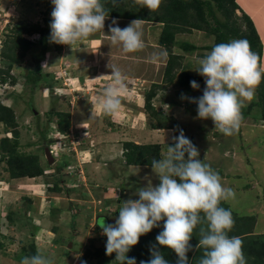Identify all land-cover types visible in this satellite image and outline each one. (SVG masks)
I'll return each instance as SVG.
<instances>
[{"label":"rangeland","instance_id":"374dc122","mask_svg":"<svg viewBox=\"0 0 264 264\" xmlns=\"http://www.w3.org/2000/svg\"><path fill=\"white\" fill-rule=\"evenodd\" d=\"M17 2L20 3V7ZM8 4L15 6V12L10 15L6 13V10L3 11L4 7L1 5L0 48L3 41L8 39L11 27L16 21L42 23L43 17L51 21L53 6L50 0H14ZM235 13L240 16L237 11ZM8 17H10L9 21ZM209 19L211 20L210 17ZM192 32L176 39L178 41L182 39L199 47L213 44V35L204 31L193 30ZM29 38L35 39L37 35L29 36ZM210 51L206 48L192 52L186 51L184 57L188 61L187 70L192 74H198L194 70L199 66L197 60ZM67 54L69 53H63V45L60 52L47 53L42 62V72L44 75H49L47 77L49 80L66 82L71 75H77L76 71L80 69L75 71L74 60L71 61L76 55ZM29 56L25 57L21 64H13L11 67V73L17 78L16 85L0 83V102L10 105L14 112L18 131L17 152L37 155L44 171L36 177L10 178L5 170V163L0 161V264H20L23 257L37 254L38 249L40 253L52 260V264H70L74 259H76L75 264H81L82 261L86 264H118L115 261V253L111 256L103 255L106 251L107 237L102 235V230L95 219L103 217L106 223H115L121 203L130 198H139L135 195L137 188L144 187L149 182L153 185L159 183L151 166H124L122 143L126 140L135 143H159L162 159L167 152V143L173 135H179V132L175 131L177 126L183 129L185 136L197 146L203 162L209 164L217 173L219 172V175L240 172L237 177L246 180L249 175L252 176L253 181L248 179L249 181L245 183L247 185L243 189H238L241 193L236 192L233 199L242 214L250 213L247 212L251 211L250 207L259 208L260 204L264 203L262 191L264 184L263 187L261 184L262 188L259 190L250 188L253 184L259 186V183H264L262 174L264 163L261 165V161L264 160V121L260 119L259 108H251L247 116L242 119L239 131L234 135L226 136L214 128L210 118L196 119L197 106L194 108L196 104L180 98L181 93L187 97L201 96L205 83H200L199 89L190 90V88L182 89L163 81L161 84L164 83V90H157L158 94L152 98V104L159 112L175 115L173 118L177 119V123L168 117L166 121L173 127V133L165 130L151 131L150 124H156L158 120L145 111L143 105L144 92L149 89L153 81L147 83L139 77L126 79L127 87L120 93V96L124 98V104H121L119 111L113 115L103 114L100 109H97L98 104L95 103L92 108L93 116L87 113L81 115L77 107L68 108L70 103L63 98L66 94L70 96L68 93L73 91L72 86L59 90L51 88L52 84L42 80L31 92L30 83L25 82L26 72L31 67ZM7 64L8 62L0 56V67ZM97 80L98 77L90 83ZM50 91L57 94L52 96L48 93ZM79 99H81L80 95L73 94L69 100L77 102ZM255 100L254 93L253 99L245 101L242 109L246 110V107ZM132 102H135V105ZM138 105L142 106L140 111L137 107L135 109ZM53 106L56 111L71 114L75 121L90 123L91 127L85 131H78L77 127L68 131L58 130L57 116L49 113L51 109H54ZM70 116L69 121H72ZM4 136L13 138L14 134L11 127L0 123V138ZM45 146L52 150L55 158L52 164H48L46 160ZM236 151L250 154L254 161H251V165L243 162ZM233 160L236 163H233ZM86 162L93 164L83 167ZM118 169L124 170L127 176L123 189H121L123 180L118 181L113 178L112 171ZM56 182H60V186L66 185L70 190H54ZM92 182H97L99 187L92 189ZM240 182L243 180H237L238 184ZM83 184L88 188L85 189ZM102 187H108V189L104 190ZM83 188L85 190H82ZM226 204L235 212L232 201ZM254 212L258 216L257 226L264 227L263 216H260L264 208L263 211L255 210ZM98 214L101 215L97 218ZM106 217H109L110 221H107ZM201 224L195 227L197 233H193L190 241L195 242L194 238L200 237ZM52 232L56 235L51 238ZM62 238L66 241L63 242ZM70 242L71 246H68ZM36 247L38 249H35ZM98 250L103 251L99 256L95 255ZM196 251L194 249L189 261L195 256ZM201 251L203 252L202 249ZM91 253L93 256L86 259ZM127 255L135 257L136 261L142 259L141 254L137 253L136 256L134 249H131Z\"/></svg>","mask_w":264,"mask_h":264},{"label":"clouds","instance_id":"9594fccd","mask_svg":"<svg viewBox=\"0 0 264 264\" xmlns=\"http://www.w3.org/2000/svg\"><path fill=\"white\" fill-rule=\"evenodd\" d=\"M111 2L115 7L119 0ZM161 2L133 0L135 5L147 8L150 13L157 11ZM50 3L53 9L49 43L71 47L79 40L103 32L111 47L119 46L125 53L144 47L143 19H134L122 29L114 18L105 33L108 14L101 0H50ZM197 63L199 66L194 70L204 78L203 94L187 97L181 93L180 98L197 105L196 119L210 118L220 133L234 135L242 123L245 101L253 99L255 88L264 78V68L259 66L257 54L247 40H232L213 46ZM107 67L111 69L112 80L95 104L103 114L113 115L120 109V93L127 82L116 65L108 63ZM190 84L193 89L200 88L195 80ZM175 131L179 135L172 136L163 158L151 162L159 183L149 182L137 188L135 195L139 198L121 203L115 223H106L103 217L97 220L102 235L107 237L105 254L115 253L118 264H136V258L127 254L142 235L161 227L163 221V229L155 238L157 243L149 248L151 259L142 260L140 264H169L159 246L176 253V264H189L187 253L193 250L190 243L193 230L203 223L206 227L200 228V239L195 245L196 250H203L199 264H247L242 241L228 235L234 225L232 213L220 206L221 201L234 199L235 191L222 185L219 173L203 162L199 149L185 136L183 129L177 126ZM20 264H52V260L38 251L23 257Z\"/></svg>","mask_w":264,"mask_h":264},{"label":"trees","instance_id":"16d2710c","mask_svg":"<svg viewBox=\"0 0 264 264\" xmlns=\"http://www.w3.org/2000/svg\"><path fill=\"white\" fill-rule=\"evenodd\" d=\"M101 3L104 4L108 16L143 19L162 24L158 43L165 48L168 54L163 78L165 83H173L182 89H188L190 88V81H200L204 79L199 74H192L185 70L180 71L178 75L176 73V69L180 67L179 60L182 56L174 54L172 48L178 43L175 39L176 34L181 32L198 30L204 31L214 37L213 44L206 47H199L189 42L179 43L180 48L187 52H192L201 48L212 50L213 46L220 43H228L232 40L240 39L247 40L251 46V50L257 54L259 66L261 67V41L253 21L240 10L236 0H162L158 10L151 13L147 8H139L133 3V0H119V3L116 4L115 7L111 0H101ZM236 10L241 11L240 16L236 15ZM49 24L50 19L44 17L42 23L26 20H18L14 23L8 34V39L3 41V45L0 48L1 58L8 62L6 66L0 67V83L16 85L17 78L11 73V67L13 64H21L25 57L30 55L29 61L31 67L29 68L30 70L26 72L25 82L27 81V83H30L31 92H33L32 90H34L35 86L42 80L47 84H51L52 80L47 78L49 75H44L42 72V62L48 52H60L62 45L49 43ZM32 35H37V38H29V36ZM163 84L153 83L150 89L144 94V110L158 120L156 124H150L152 128L167 127L164 123L165 117L161 116V113L156 110L152 104V98L155 96L157 90L164 89ZM255 94L256 100L250 103L246 107V110L242 109V117L244 119L251 108L257 107L260 110V119L264 121V78H262L259 85L255 88ZM196 106L197 105H194V108H196ZM49 113H53L57 116L58 130H69V113L56 111L55 108L51 109ZM169 119L176 122L173 117ZM0 123L11 127L14 134L13 138L7 136L0 138V161L5 163V170L9 175L8 177L31 178L41 175L44 169L39 163L37 155L20 154L17 152L18 131L16 129V118L12 107L10 105H4L1 102ZM171 143L172 142H170L169 145ZM122 158L124 160V166H151V162L154 159H161L160 146L155 143L142 144L126 140L122 143ZM59 183L56 182L54 184V190H70L66 185L60 186ZM78 187H81V185H78ZM220 206L229 209L227 204L223 201H221ZM229 210L232 213L234 225L228 235L230 237H238L242 241V251L246 260H248L247 264H264V233H253V225L255 224L254 217L237 214L231 209ZM201 215H203V213H201ZM160 223L161 227L153 228L149 233L142 235L138 244L132 248L136 256L137 253L142 256V259L136 261V264H140L142 260L147 261L151 259L149 248L152 244L157 243L155 238L163 229V221ZM201 226L206 227V224L202 223ZM193 233H197L195 228ZM194 239L195 242L190 241L193 245V250L187 253L188 258L193 254L195 245L198 243L200 237H195ZM159 247L169 264H176V253L164 246ZM34 252L33 250V253ZM102 253V250H98L95 255L99 256V254L101 255ZM195 253V256L189 261V264H199L203 252L197 250ZM142 254L145 255V257ZM91 255L92 253L87 256L86 259ZM103 255L106 256V254Z\"/></svg>","mask_w":264,"mask_h":264},{"label":"crops","instance_id":"0c3cea01","mask_svg":"<svg viewBox=\"0 0 264 264\" xmlns=\"http://www.w3.org/2000/svg\"><path fill=\"white\" fill-rule=\"evenodd\" d=\"M12 1H14V0H0V10L2 9L1 8V5H2L4 7L3 11L6 10V13H9L10 15H12L15 12V10H14L15 6L8 4V2L12 3ZM236 1L239 5L240 10L243 11L246 15H248L250 17V19L253 21V24L255 26V29L257 31V34L259 36V39H260L261 45H262L261 68H264V0H236ZM19 4L20 3L17 2L18 6H19ZM240 10H236V11L241 15ZM9 18L10 17H8V19H7L8 21H9ZM114 18L117 20L118 26L122 29L124 27L128 26L129 23L132 20H134L132 18L108 16L105 19V28H104L105 33H108V31H109L108 25L111 24L112 19H114ZM161 29H162V24L159 22L142 20V30H143L142 40L144 43V47L139 51L130 52V53L123 52L122 48L119 46H112L111 47V45L109 44L110 41L105 39L103 32H97V33L91 35L90 37H88L87 39L79 40L75 44H73L71 47L68 45H63V53L68 52L69 54H67V55H76L75 59L73 57L71 59V61L74 60L75 71L78 68L80 70L76 71L77 75H71L70 78H68V80L66 82L65 81L62 82V80L51 81V84H52L51 88H54V89L58 88L59 90H62V89H66L67 86L68 87L72 86L74 89L71 88V89H73V91L70 90L71 93H68V94H70V96L73 94L80 95L81 99L77 100V102L76 101L70 102V100H69L70 96L66 94L63 98L67 99L66 101L70 103L68 108L77 107L78 108L77 110H80V112L82 113L81 115L87 113V114H90L92 116L91 113H92V108L94 106V103L97 101V99L99 97L102 96V94L105 90L104 86L106 87L112 80V77L110 75L111 69H109L107 67L108 63L116 65L120 69V71L122 72V74L124 75V77L126 79H131L133 77L134 78L139 77L140 80H146L147 83L153 81L151 83V85L153 83L161 84L163 82L164 69H165V66H166V63L168 60L167 51L165 50V48L163 46L159 45V43H158V37L160 35ZM196 31H198V30H196ZM188 33H193V32L191 31V32L177 33L175 39L179 36H182L183 34H188ZM176 41L178 43H176L173 46L172 51L174 54H179L182 56L181 59L179 60L180 67H178L176 69V73L178 75L180 71H183V70H185L187 72H189V71L187 70V67H188L187 62L188 61L185 60V57H184L186 51H183L179 46V43L186 42V41H184L182 39H181V41H178L176 39ZM161 53H164L165 55H161ZM67 57H69V56H67ZM189 73H191V72H189ZM96 77H98L97 82L93 81L90 83V81L94 80ZM197 82H198V84H200V83L204 84L205 83L204 79L197 81ZM55 85H58V87H55ZM151 85H150V87H151ZM171 85H174V84L172 83ZM150 87H149V89H150ZM189 87H190V90L193 89L191 87V84H189ZM51 88H49V89L52 90ZM158 90H164V89H158ZM48 93L50 95L57 94L56 92H53V91H50ZM144 94H145V92H144ZM157 94L158 93L156 92V95ZM59 95L62 96L61 94H59ZM60 98H62V97H60ZM120 99H121V104H124V98H122V96H120ZM72 103H74V104H72ZM132 103H133V105H135V102H132ZM120 107H121V105H120ZM136 107H137L138 111H140L142 106L141 105L135 106V109H136ZM53 108H54V106H53ZM143 108H144V105H143ZM86 109H88L89 111ZM97 109H100L99 106H97ZM160 113H161V116L165 117L164 123L166 124L165 126H167V127H165V128H152L151 126H149L151 131H164L165 130V131H169V132L173 133V129H172L173 127L169 123L167 124L166 120L168 117H173V116L175 117V115L172 116V114H167L166 112H160ZM77 115H80V114L77 113ZM70 117H72V115ZM174 119L176 120L175 123H177V119L176 118H174ZM71 120L72 121L69 122L70 123L69 129H71L73 127L75 129V127H77L76 130H78V131H85L86 129L88 130V127H91L90 123H84L83 121H75V120H73V117L71 118ZM76 120H77V118H76ZM259 125H261V124H259ZM100 136H102V135H100ZM170 142H172V139L167 143L168 147H169ZM142 144H147V143L143 142ZM150 144H154V143H150ZM155 144H158L160 146V149H161V144H159V143H155ZM160 152H161V150H160ZM236 154H238V156L242 158L243 162L250 163V165H251V161L253 160V158H252V156H250V154H245L244 152L238 153L237 151H236ZM232 162L234 163L235 161L233 160ZM263 163H264V160L261 161V165H263ZM88 164H93V163L92 162H86L83 165V167H85ZM132 166H143V165H132ZM145 166H147V165H145ZM241 170H239V171H241ZM232 171H234V169ZM112 173H113V178H115L116 180H118V181L123 180V183L121 186V189H123L124 188V181L127 178V176L124 174V170H122V169H118L117 171L113 170ZM239 173L240 172H236V173L235 172H227V174L226 173H223L222 175L220 174V177L222 178L221 179L222 185L226 188L230 187L232 189H235L234 190L235 193L237 192L238 194L241 193V190H238V189H243V187L247 185L245 183L247 181H249L248 179L252 180V176H250V175L248 176L247 180L243 179V178H238L237 176ZM262 174L264 176V171H262ZM87 176H89V173L87 174ZM231 176H233V177L231 178ZM104 177H106V176H104ZM237 180H243V182H240L238 184ZM80 183H82V181ZM92 183H93L92 189H94L98 186L97 182L96 183L92 182ZM261 184L263 187L264 183H259V186H258V184L257 185L253 184L250 188L255 189V190H259L262 188ZM83 186H85V189L88 188L84 184H83ZM79 188H82V186ZM102 188H104V190L108 189V187H102ZM85 189L83 188L82 190H85ZM262 191L264 192V189ZM256 197H258V196H256ZM231 201L234 203L235 212L237 214L248 215L251 217L255 216V218H254L255 224L253 225V233H264V227L259 228L257 226V217L258 216H257V213L254 212L255 210H262L263 211L264 203L260 204V206L262 205L263 207H261V208H260V206H259V208L250 207L249 209L251 211H247L250 213L242 214L241 209H239L237 207L236 202H234L233 199H231L229 201H225V203L231 202ZM60 213H61V211H60ZM107 213H108L107 215H109V212H107ZM100 215L101 214H98L97 218ZM260 216H263V219H264V212L260 213ZM106 219H107V221L108 220L110 221L109 217L108 218L106 217ZM95 221L97 223V219H95ZM258 223H259V220H258ZM54 235H56V234L54 232H52L51 238L54 237ZM60 238L61 237H59V239ZM62 241L65 242L66 240H64V238H62ZM67 245L71 246V242ZM40 248H43V247H40ZM35 249H38V248L36 247ZM37 251H40V250L38 249Z\"/></svg>","mask_w":264,"mask_h":264},{"label":"water","instance_id":"95a60500","mask_svg":"<svg viewBox=\"0 0 264 264\" xmlns=\"http://www.w3.org/2000/svg\"><path fill=\"white\" fill-rule=\"evenodd\" d=\"M44 154L46 156V160L48 161V164H52L55 161L51 149L48 146L44 147Z\"/></svg>","mask_w":264,"mask_h":264},{"label":"built area","instance_id":"2783aa9c","mask_svg":"<svg viewBox=\"0 0 264 264\" xmlns=\"http://www.w3.org/2000/svg\"><path fill=\"white\" fill-rule=\"evenodd\" d=\"M76 263V259H74L70 264H75Z\"/></svg>","mask_w":264,"mask_h":264}]
</instances>
